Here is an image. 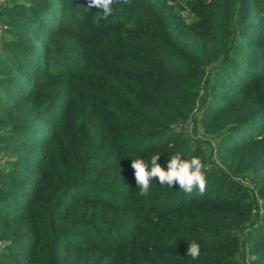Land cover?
<instances>
[{"label":"trees","instance_id":"16d2710c","mask_svg":"<svg viewBox=\"0 0 264 264\" xmlns=\"http://www.w3.org/2000/svg\"><path fill=\"white\" fill-rule=\"evenodd\" d=\"M87 4L0 5V264H264V0Z\"/></svg>","mask_w":264,"mask_h":264},{"label":"clouds","instance_id":"9594fccd","mask_svg":"<svg viewBox=\"0 0 264 264\" xmlns=\"http://www.w3.org/2000/svg\"><path fill=\"white\" fill-rule=\"evenodd\" d=\"M130 0H88L87 8H96L102 11L103 19L113 14L114 5L117 3L128 4ZM182 154H173L167 162V171L158 163L160 155H153L151 161L140 157L131 161L134 177L141 196L149 194L151 181L158 178L161 186L167 185L173 188L178 185L179 189L191 194L198 188L202 195L206 189L205 164L201 158L193 156L191 159H182ZM201 247L198 242L193 241L188 245L187 256L193 260L199 258Z\"/></svg>","mask_w":264,"mask_h":264},{"label":"rangeland","instance_id":"374dc122","mask_svg":"<svg viewBox=\"0 0 264 264\" xmlns=\"http://www.w3.org/2000/svg\"><path fill=\"white\" fill-rule=\"evenodd\" d=\"M8 1H9V0H8ZM190 130H191V135H190V136H192V138H193L194 135H195V139H193V142L199 144V143L202 141L201 138H199L200 136H197V135H196L195 130H193L192 127L190 128ZM196 136H197V137H196ZM205 143H206V142H205ZM204 150H205V154H206V155H209V154H210V150H211V148H210V146H208L207 144H205V146H204Z\"/></svg>","mask_w":264,"mask_h":264},{"label":"built area","instance_id":"2783aa9c","mask_svg":"<svg viewBox=\"0 0 264 264\" xmlns=\"http://www.w3.org/2000/svg\"><path fill=\"white\" fill-rule=\"evenodd\" d=\"M7 1L8 0H0V5L6 3ZM2 37H3V28H2L1 23H0V40L2 39ZM191 127H192V123L187 122L185 128L187 129V132L189 133V135H191V130H190ZM2 161H3V159H2V157H0V162H2Z\"/></svg>","mask_w":264,"mask_h":264}]
</instances>
